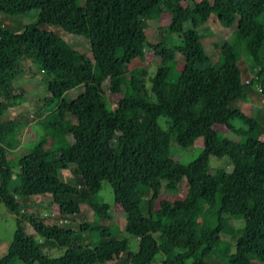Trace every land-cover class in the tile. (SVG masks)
<instances>
[{
	"label": "trees",
	"instance_id": "trees-1",
	"mask_svg": "<svg viewBox=\"0 0 264 264\" xmlns=\"http://www.w3.org/2000/svg\"><path fill=\"white\" fill-rule=\"evenodd\" d=\"M30 9L32 25L19 32L0 26V116L25 94L21 74L37 72L39 113L54 119L40 122V134L13 162L6 156L18 143L15 109L0 120V202L14 218L0 264H150L156 254L170 255L161 264H264V122L261 104L245 100L250 86L264 100V0H0L1 12ZM163 13L161 39L150 44L144 21ZM209 14L233 26L228 39L205 33ZM43 23L85 37L86 54ZM209 37L218 50L212 63ZM146 46L158 58L152 71L127 68L133 58L143 62ZM174 53L182 57L178 70L171 69ZM81 84L89 91L63 97ZM196 137L201 148L187 163L170 156V141L188 147ZM210 156H225L228 167L212 171ZM70 165L74 180L64 181L60 170ZM101 181L123 213L121 237L96 197ZM180 189V197L163 194ZM80 203L91 219L76 229L43 221L53 209L75 215ZM232 219L242 221L239 232ZM222 228L232 230L229 237Z\"/></svg>",
	"mask_w": 264,
	"mask_h": 264
},
{
	"label": "rangeland",
	"instance_id": "rangeland-1",
	"mask_svg": "<svg viewBox=\"0 0 264 264\" xmlns=\"http://www.w3.org/2000/svg\"><path fill=\"white\" fill-rule=\"evenodd\" d=\"M35 14H36V9H30L25 12H16V13H5L0 11V26L3 27L5 30H9L11 32H19L24 28L28 27L29 25L33 24ZM166 22H167L166 13L161 14L157 19L144 21L143 31L145 33V37L148 43L150 44L155 43L161 39L159 33H157L156 31V28L159 25L165 24ZM232 27L220 26L217 20L215 19L214 15L209 14L206 21L204 22L203 30L205 31L206 34H208V36H211L212 34L215 33L217 35V39L221 41L228 39L230 37V30ZM41 28L57 34L58 36L62 37L64 40L68 41L73 47L81 50L84 54H86L88 43L85 37L66 32L63 29H61L59 26L54 24L43 23L41 25ZM211 39L212 38H210L207 42H205L204 45V50L208 55V61L210 63L216 61L218 58V50L211 43L210 41ZM242 58L244 60V63L247 64L248 59L246 57H242ZM157 60H158L157 56H155L153 51L149 50V48H147L146 46L143 52V62L141 63V61L138 60L137 58H133L127 64V68L144 66L147 72H151ZM181 64H182L181 55L178 53H174V60L171 63V69L178 70ZM33 66L30 67L34 68ZM32 70L33 72L36 71L34 69ZM242 77H244V70L240 68L239 78L241 82H242ZM40 81L41 79L37 72H35L33 75H30L29 73L21 74V78L18 79L19 89L21 91L20 95L23 94L24 92L25 94L17 98L18 103L14 106V108L11 107L8 110H5L0 116V120H5L7 118L10 119L13 109H15V115L14 116L12 115L15 121V123H13V133L15 137L18 139V143L13 149L8 151L6 158L10 162H13L16 156L23 153L26 150V148L33 142V140L40 134L41 132L40 122L51 121L54 119L53 113L50 111H46L42 115H40L39 113L38 109L41 108V104H42L41 97L43 96V92H44V88L40 84ZM249 88L252 90V92L250 96L247 95V98L245 97V100L255 106H259L261 104L258 108L262 110V121L264 122V100L260 101L262 96H260L255 91V88L253 86H250ZM79 90H83L86 92L89 91L86 84H81L71 90H68L66 93L63 94V97L68 99ZM245 111L249 112L247 108L245 109ZM230 121L235 127H238V125H240V122L237 119H232ZM161 122L162 124L164 123L163 120H161ZM215 127L216 130L224 137L229 139L237 138V136L234 135L230 130L222 129L220 125H216ZM187 133L195 135V133H198V129L188 128ZM66 136L68 137V139L70 138L69 135ZM259 139L264 141V136L260 135ZM201 145H202L201 137H196L192 141V144H190L188 147H180L174 142L170 141L169 153L170 156L176 159L177 161L182 163H187L197 154V152L201 148ZM228 165H229V161L225 156L219 158L210 156L208 158V166L212 171L219 170L220 168H226L228 167ZM71 166L72 165H70L68 168H64L60 170L62 180L64 181L74 180L73 176L70 173ZM213 168L215 169L213 170ZM184 183L185 182L182 179L181 182L179 183V188L184 186ZM163 194L164 196L171 198L172 196L180 197L183 195V192L180 189L177 192L163 193ZM96 197L100 199L102 202L106 203L108 206L110 219L107 221V223L109 228L112 230L113 234L116 237L123 236L124 234L121 233V229L124 222V216L120 208L115 204V202H113L111 188L106 181H101L100 189L96 192ZM33 198L40 199L41 197L36 196ZM47 198L48 196H45V199ZM35 209L40 215L43 211H45L44 207H38ZM35 209L31 208V211H34ZM59 216L61 218L64 217L65 220H62ZM90 219H91V210L86 205L80 203L79 212L75 215L61 216L57 214L56 211H54L53 209L51 210V213L49 212V216L47 218H44L43 221L46 223L56 222V224H58L59 226L76 229L78 223ZM13 220H14L13 215L0 202V255L5 252L6 246L11 238V234L14 228ZM230 222L235 227L236 231L239 232L242 221L240 219H232L230 220ZM24 230L27 233L32 232L31 228L26 223H24ZM222 232L224 237H229V234H231L232 230L229 228H222ZM130 243H132V248H133L135 244L134 240L131 239ZM42 252L44 253L46 252V254L49 255H56L60 251L58 250L57 247L54 246L51 247L43 246ZM167 257H170V255L162 256L160 254H156L154 257L155 261L151 262L150 264H161L160 263L161 259ZM105 264H118V263L116 261L114 262L109 261Z\"/></svg>",
	"mask_w": 264,
	"mask_h": 264
}]
</instances>
